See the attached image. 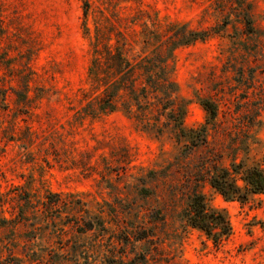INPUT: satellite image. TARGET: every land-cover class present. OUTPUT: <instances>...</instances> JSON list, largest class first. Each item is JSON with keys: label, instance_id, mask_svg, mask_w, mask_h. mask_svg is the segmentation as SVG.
<instances>
[{"label": "rangeland", "instance_id": "obj_1", "mask_svg": "<svg viewBox=\"0 0 264 264\" xmlns=\"http://www.w3.org/2000/svg\"><path fill=\"white\" fill-rule=\"evenodd\" d=\"M253 2V20L264 29V0ZM217 18L212 0H0V76L20 90L27 81L28 97L18 106L10 101L0 124V194L7 198L1 214L12 217L10 197L25 192L36 208L47 192L61 193L69 205L54 210L48 225L30 219L0 227V264H104L107 235L123 237L130 225L158 237L155 247L137 241L124 249L127 257L147 249L150 264H264V191L226 200L206 181L195 183L205 148L181 155L168 132L155 136L120 111L94 117L80 111L95 28L110 41L115 33L129 34L135 53L144 27L160 31L177 21L204 28ZM226 42L213 35L172 51L170 76L189 100L186 127L204 121L194 96L199 73L218 64ZM254 135L247 162L264 168V111ZM195 185L228 218L230 234L217 245L178 216ZM99 219L107 232L76 231V223L98 226ZM31 223L42 226L33 236Z\"/></svg>", "mask_w": 264, "mask_h": 264}, {"label": "trees", "instance_id": "obj_2", "mask_svg": "<svg viewBox=\"0 0 264 264\" xmlns=\"http://www.w3.org/2000/svg\"><path fill=\"white\" fill-rule=\"evenodd\" d=\"M253 1L212 0L218 18L204 28L177 21L167 22L160 31L144 27L140 31L142 45L135 53L129 34L115 33L110 41L109 34L102 37L100 30L95 28L90 42L88 86L82 93L85 103L80 108L81 113L94 117L120 111L155 136L168 132L181 144L184 151L181 155L189 154L195 147L205 148L208 154L199 161L202 175L195 183L206 181L226 200L242 202L252 194L263 192L264 168L247 162L250 145L256 142L254 131L260 125V114L264 111V29L253 20ZM84 5L87 6L86 1ZM213 35L225 38L227 42L220 47L216 57L218 64L199 73V87L194 96L205 113L204 121L198 126L186 127L183 118L189 100L179 94L177 83L170 76L169 60L176 47ZM14 80L18 82L19 78ZM26 82L20 90L0 76V124L10 101L18 106L28 100ZM19 110L15 107L11 112L12 125ZM140 190L144 195L149 194L145 187ZM188 192L178 215L180 220L185 226L202 231L214 245L219 244L231 231L226 214L207 205L198 185L190 187ZM24 194V197H19L20 194L10 197L14 201L11 207L16 208V212L9 218L1 214L7 198L0 194V227L16 222L25 224L30 219L48 225L54 222V210L69 206L61 193L47 192L40 202L41 209L36 208L38 201H32L29 193ZM77 219L83 220L82 217ZM98 222V226L92 220L76 223V231L94 228L107 232L103 220ZM31 226V236L35 229L42 227L33 223ZM129 228L122 232L123 237L114 232L107 235L108 253L102 256L104 264H150L149 260L154 259L147 249L127 257L126 245L134 248L133 242L139 241L155 247L154 239H158L150 228L142 225H130Z\"/></svg>", "mask_w": 264, "mask_h": 264}]
</instances>
